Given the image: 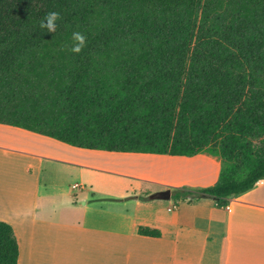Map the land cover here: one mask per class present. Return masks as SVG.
<instances>
[{
  "label": "trees",
  "instance_id": "obj_1",
  "mask_svg": "<svg viewBox=\"0 0 264 264\" xmlns=\"http://www.w3.org/2000/svg\"><path fill=\"white\" fill-rule=\"evenodd\" d=\"M50 11L55 34L39 27ZM0 124L87 150L209 153L217 182L176 199L223 207L264 180V0H0ZM18 255L0 221V264Z\"/></svg>",
  "mask_w": 264,
  "mask_h": 264
},
{
  "label": "crops",
  "instance_id": "obj_2",
  "mask_svg": "<svg viewBox=\"0 0 264 264\" xmlns=\"http://www.w3.org/2000/svg\"><path fill=\"white\" fill-rule=\"evenodd\" d=\"M146 163L164 176L130 172ZM222 166L206 152L87 150L0 124V221L13 228L17 264H264V180L223 207L172 200L173 190L213 186Z\"/></svg>",
  "mask_w": 264,
  "mask_h": 264
},
{
  "label": "clouds",
  "instance_id": "obj_3",
  "mask_svg": "<svg viewBox=\"0 0 264 264\" xmlns=\"http://www.w3.org/2000/svg\"><path fill=\"white\" fill-rule=\"evenodd\" d=\"M60 14L56 11L48 12L40 21V29L46 30L47 33L55 34L59 27ZM71 45H65L72 53L80 54L87 46V37L82 32L76 31L72 33Z\"/></svg>",
  "mask_w": 264,
  "mask_h": 264
},
{
  "label": "rangeland",
  "instance_id": "obj_4",
  "mask_svg": "<svg viewBox=\"0 0 264 264\" xmlns=\"http://www.w3.org/2000/svg\"><path fill=\"white\" fill-rule=\"evenodd\" d=\"M143 154V153H142ZM146 154V153H145ZM101 161V160H100ZM100 161H94V164H97V163H95V162H100ZM98 165H100V163L98 164ZM109 165H110V163H105L104 165H102V166H105V167H109ZM111 168H115V166H112ZM165 167H156V168H151L150 167V164H148V163H146V164H143L142 165V169H139V170H135V169H132V170H130V172H134L135 174H144V175H147V176H150V177H154V178H162L164 175V173L162 172V170H165L164 169ZM116 169H118V168H116ZM159 174H161V176L159 175ZM100 176V178H102V177H109V178H114L112 175H104V174H99L98 176H96V177H99ZM90 180H91V176H90ZM68 184H70L69 186H71L72 184H75V186H78V188H80V186L78 185V179H75V178H73V179H70L69 180V183ZM143 185H145V184H143ZM94 188H98V186L97 185H95L94 186ZM144 188H145V186H144ZM145 190V189H144ZM144 190H142V192L144 191ZM169 190V189H168ZM164 191H166V190H164ZM75 192H79V189H77V190H75ZM178 192V190H173L172 191V193H173V198H172V200L174 199L175 201L177 200L176 199V193Z\"/></svg>",
  "mask_w": 264,
  "mask_h": 264
},
{
  "label": "water",
  "instance_id": "obj_5",
  "mask_svg": "<svg viewBox=\"0 0 264 264\" xmlns=\"http://www.w3.org/2000/svg\"><path fill=\"white\" fill-rule=\"evenodd\" d=\"M158 196H160L161 199H169L170 191L169 190L162 191L161 193L158 194Z\"/></svg>",
  "mask_w": 264,
  "mask_h": 264
},
{
  "label": "built area",
  "instance_id": "obj_6",
  "mask_svg": "<svg viewBox=\"0 0 264 264\" xmlns=\"http://www.w3.org/2000/svg\"><path fill=\"white\" fill-rule=\"evenodd\" d=\"M73 188L75 189L76 187H75V186H73Z\"/></svg>",
  "mask_w": 264,
  "mask_h": 264
}]
</instances>
